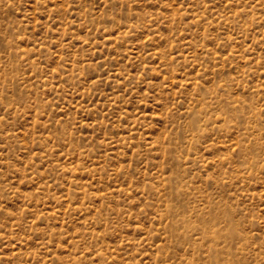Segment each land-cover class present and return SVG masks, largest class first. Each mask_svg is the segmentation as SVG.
I'll use <instances>...</instances> for the list:
<instances>
[{"label": "rangeland", "instance_id": "obj_1", "mask_svg": "<svg viewBox=\"0 0 264 264\" xmlns=\"http://www.w3.org/2000/svg\"><path fill=\"white\" fill-rule=\"evenodd\" d=\"M0 264H264V0H0Z\"/></svg>", "mask_w": 264, "mask_h": 264}]
</instances>
